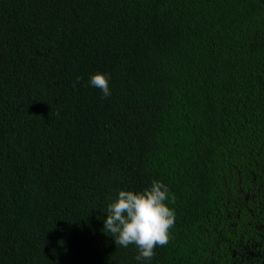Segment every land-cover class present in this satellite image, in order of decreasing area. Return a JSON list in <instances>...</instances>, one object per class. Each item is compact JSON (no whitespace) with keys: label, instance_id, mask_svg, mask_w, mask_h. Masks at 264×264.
Wrapping results in <instances>:
<instances>
[{"label":"trees","instance_id":"16d2710c","mask_svg":"<svg viewBox=\"0 0 264 264\" xmlns=\"http://www.w3.org/2000/svg\"><path fill=\"white\" fill-rule=\"evenodd\" d=\"M153 180L138 262L103 221ZM0 264H264V0H0Z\"/></svg>","mask_w":264,"mask_h":264},{"label":"clouds","instance_id":"9594fccd","mask_svg":"<svg viewBox=\"0 0 264 264\" xmlns=\"http://www.w3.org/2000/svg\"><path fill=\"white\" fill-rule=\"evenodd\" d=\"M81 78L77 77V82ZM90 85L103 93L102 99L110 97V76L97 72L90 78ZM170 190L162 181L153 180L151 186L140 192L121 190L118 197L107 206L103 229L114 238L117 247L135 245L138 262L150 261L157 247H165L175 227L176 213L166 203ZM175 203V196L171 197Z\"/></svg>","mask_w":264,"mask_h":264}]
</instances>
